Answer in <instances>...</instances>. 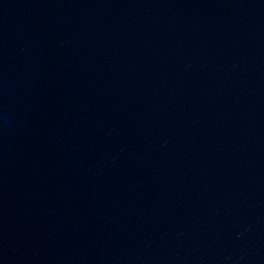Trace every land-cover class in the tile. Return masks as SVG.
<instances>
[{
    "label": "water",
    "instance_id": "obj_1",
    "mask_svg": "<svg viewBox=\"0 0 264 264\" xmlns=\"http://www.w3.org/2000/svg\"><path fill=\"white\" fill-rule=\"evenodd\" d=\"M0 264H264V0H0Z\"/></svg>",
    "mask_w": 264,
    "mask_h": 264
}]
</instances>
